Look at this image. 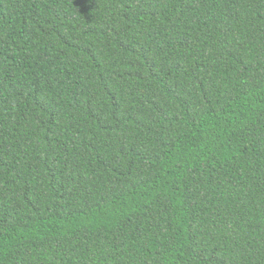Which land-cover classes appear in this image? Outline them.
Segmentation results:
<instances>
[{"label":"trees","instance_id":"trees-1","mask_svg":"<svg viewBox=\"0 0 264 264\" xmlns=\"http://www.w3.org/2000/svg\"><path fill=\"white\" fill-rule=\"evenodd\" d=\"M0 264H264V0H0Z\"/></svg>","mask_w":264,"mask_h":264}]
</instances>
